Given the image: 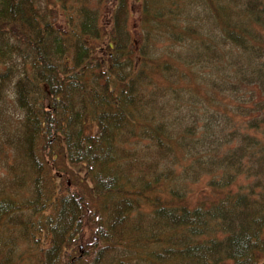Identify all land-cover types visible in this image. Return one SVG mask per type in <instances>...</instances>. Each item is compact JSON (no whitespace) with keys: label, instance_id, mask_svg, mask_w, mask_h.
Wrapping results in <instances>:
<instances>
[{"label":"trees","instance_id":"obj_1","mask_svg":"<svg viewBox=\"0 0 264 264\" xmlns=\"http://www.w3.org/2000/svg\"><path fill=\"white\" fill-rule=\"evenodd\" d=\"M110 1L111 29L85 4L0 0V116L11 85L29 173L0 197V264H258L264 0H142L133 39ZM203 178L192 207L184 182ZM218 231L222 248L198 242Z\"/></svg>","mask_w":264,"mask_h":264},{"label":"rangeland","instance_id":"obj_2","mask_svg":"<svg viewBox=\"0 0 264 264\" xmlns=\"http://www.w3.org/2000/svg\"><path fill=\"white\" fill-rule=\"evenodd\" d=\"M127 1H128L127 3L128 6L130 5L129 11L126 13H121L120 24L128 32L130 31L131 33L130 37L133 39V36L135 37H139V35L141 36L139 31L145 34L146 30L149 28V24L152 22L149 20H154V19H153V15H151L150 13H146L147 9L143 8L142 0H127ZM41 2L43 8L45 7H52L53 9L56 8V0H41ZM67 3L69 4L70 9L74 7H80L82 6V4H85L87 8H89L99 16L100 23L102 25H105L109 29L116 26V24H114V20H115L114 18H116V16L112 12V2L110 0H67ZM181 4L183 5L182 0H181ZM170 5H172V3H170ZM54 14L52 15V20L54 21L58 20L56 18V15ZM262 31L264 32V30ZM156 33H157L156 31H151L149 37L150 38L152 37L153 43H156V45H161L163 39L159 38L158 34ZM100 35H103V32ZM123 35L125 36V33H123ZM164 37H165L164 39L166 46L165 47L162 45L161 46L162 49L164 47L165 53H171L169 51V48H171V46L178 51L180 50L179 44L172 45L170 43L171 40H169V38L165 35ZM137 42L139 43L140 40L138 39ZM169 43L171 44V46L169 45ZM94 45L95 47L98 48L100 46V44H94ZM22 49L25 48L22 47ZM26 61L27 60H22L20 57L14 59V65L16 67V75H23L26 72L24 70V64H25L24 62ZM28 62L29 61H27L26 64H28ZM28 66L30 68V64H28ZM151 74L154 75V73ZM2 103L3 104H1V106L3 107V112L0 116V197L1 198L6 196H14L16 194L14 193V191L16 190L15 188L16 185L14 184V182H18V181L21 182L25 176L24 175L25 172L26 174L29 175L28 170L25 169L22 161L18 159L19 157H21L20 149L18 148L17 143L20 142V132L22 128L23 113L19 104L17 103V99L15 96V89H13L11 85H9L6 88ZM40 103H42L41 97H40ZM236 119H238V117ZM233 125L231 126V129H233ZM246 129L247 126L244 125L243 130L246 131ZM250 133L258 135L254 130H250ZM61 170L65 173H69L67 169H61ZM206 178H203L194 183H189V182L187 183L186 181L184 182L185 184L183 185L182 189H184L186 192V199L190 206L193 207L196 204H198L200 201L208 200L203 195V189L208 188L206 183ZM248 181H252V179L244 180L243 178L241 179L238 178L233 188L236 190L238 186L242 185L243 183L247 184ZM180 185L182 186V184ZM205 194H209V193H205ZM220 194H225V193H220ZM259 194L261 193H255L253 199L251 200L255 201L258 198ZM225 240L226 237L224 233L218 231L216 232V235L206 234L201 236L198 242L205 243L206 246L215 244L216 248L218 249V248H222V243H224ZM255 256L256 258H258V264H264L263 252H260ZM222 261L221 263L220 262L219 263L234 264V261L232 260L228 261L225 258Z\"/></svg>","mask_w":264,"mask_h":264}]
</instances>
